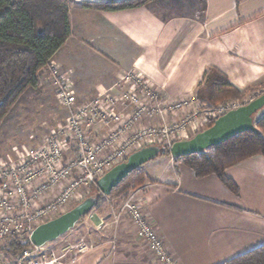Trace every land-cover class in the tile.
Returning <instances> with one entry per match:
<instances>
[{
  "label": "crops",
  "instance_id": "obj_1",
  "mask_svg": "<svg viewBox=\"0 0 264 264\" xmlns=\"http://www.w3.org/2000/svg\"><path fill=\"white\" fill-rule=\"evenodd\" d=\"M69 21L70 37L51 61L69 75L78 102L111 88L130 69L171 99L194 95L209 69L242 95L264 82V0H153L119 11L74 5ZM39 74L32 90L54 98L47 69ZM137 170L145 176L138 200L174 264H220L264 244L262 156L224 170L237 195L215 175L197 177L171 156ZM102 218L93 219L105 226H93L88 250L66 264H156L130 220L113 228L109 216Z\"/></svg>",
  "mask_w": 264,
  "mask_h": 264
},
{
  "label": "built area",
  "instance_id": "obj_2",
  "mask_svg": "<svg viewBox=\"0 0 264 264\" xmlns=\"http://www.w3.org/2000/svg\"><path fill=\"white\" fill-rule=\"evenodd\" d=\"M46 69L55 99L67 115L64 123L39 146H21L16 150V159L0 163V247L13 239L30 242V234L37 226L60 216L72 198L78 199L74 196L76 188L95 186L97 179L132 153L158 146L156 140H164L171 147L175 143H170L171 137L186 135L187 130L203 131L227 112L264 95L263 84L247 99L205 106L194 95L171 99L140 71L130 69L122 72L119 82L111 88L78 102L69 75L52 61ZM168 116L174 120L172 128L167 126ZM177 116L180 118L176 121ZM156 119L160 120L157 127H141L144 121ZM261 119L264 106L254 115V124ZM97 127L105 129L106 134L99 136L94 131ZM71 146L74 154L68 164L65 153ZM69 178L68 186L62 188ZM57 189L60 190L56 195ZM140 191L138 188L126 198L114 224L127 216L156 263L174 264L158 233L146 220L138 200ZM44 248L45 245L30 243L12 258H2L0 264H66L71 254L87 251L88 245L80 239L74 244L68 242L55 253L47 254Z\"/></svg>",
  "mask_w": 264,
  "mask_h": 264
},
{
  "label": "trees",
  "instance_id": "obj_3",
  "mask_svg": "<svg viewBox=\"0 0 264 264\" xmlns=\"http://www.w3.org/2000/svg\"><path fill=\"white\" fill-rule=\"evenodd\" d=\"M151 1L76 3L74 0H0V122L27 89L38 87L39 73L47 68L70 37L69 11L74 5L85 9L119 11L146 6ZM240 95L242 93L216 69L205 73L195 92L196 98L208 106ZM160 156H170L169 149L161 148ZM254 156L264 158V119L255 125L253 131L236 135L218 147L176 159L182 160L197 177L215 175L237 195L236 185L224 176V170ZM144 181V174L135 170L108 197L123 198L131 188L140 187ZM93 187L97 189V185ZM96 199L93 211L102 214L105 205L99 204V199ZM29 246V241L13 239L5 250L16 255ZM220 264H264V244Z\"/></svg>",
  "mask_w": 264,
  "mask_h": 264
},
{
  "label": "rangeland",
  "instance_id": "obj_4",
  "mask_svg": "<svg viewBox=\"0 0 264 264\" xmlns=\"http://www.w3.org/2000/svg\"><path fill=\"white\" fill-rule=\"evenodd\" d=\"M116 82H119V79H117ZM51 84H52V81H51ZM51 84H49V86ZM263 84L264 82L259 87H261ZM52 86L53 84L50 86L51 89H52ZM259 87H256L255 89H252L248 91L246 94L240 95L238 97L229 98L227 100L221 101L218 104L225 103L226 101L234 100V99H247L248 97L253 96L254 91L259 89ZM53 91H54V86H53ZM38 94H39L38 92L36 93L32 89L26 90L21 96L20 98L21 100H19V102L8 111L6 116L0 122V163L4 161H8V159H11V160L16 159V150L17 149L19 150L21 146H26L27 148H35L39 146L45 137L49 136L54 129H58L59 124L64 123L67 112L57 102L55 97L53 98L52 95L45 97V96H42V94L38 96ZM197 100L201 104L208 106L204 101H201L199 99ZM179 118L180 116H177L175 120L177 121ZM156 120L157 121L155 120L154 121H144L143 123H141V127L149 128V127H153L156 125H160L159 123L160 120L159 119H156ZM173 121L174 120L168 116L167 126L169 127L173 126ZM258 122L255 121L254 125H256ZM164 124L165 123L163 122V125ZM94 131L98 133L99 136H103L106 134V130L103 129L102 127H97ZM94 131H93V134H94ZM199 132H201V129L195 132H191L187 130L186 135L184 134V135H180L176 137H171L170 143L191 139L193 136H195ZM30 135H34V138L32 139ZM155 143L158 144V146L161 148L169 149L168 145L164 143V140L160 141L159 143L156 140ZM65 154H67L65 163H68V161L73 157V154H74L73 146H71L68 152ZM69 180L70 178L65 183H63L61 187L62 188L67 187ZM93 186L91 188H80V189L76 188L77 191L75 190L76 193L74 194V196H76L78 199L72 198L70 204L65 208L63 213L69 211L70 209L75 207L77 204H79L85 198L89 196H96L99 199L98 200L99 204L104 203L105 208H104L103 213L98 214L97 212L92 211L89 215L81 218L73 229H71L70 231H68L61 237H59L57 240L51 243H47L45 245L44 251L47 254L59 252L64 246L67 245L68 242H71L72 244H74L80 239H83L85 242L94 239L96 235L94 234L95 232H94L93 226H98V227L105 226L103 222L100 223L99 225L94 223L93 219H95L96 216H101L104 219L105 217L109 216L110 222L108 223V225L112 223L113 226L111 225V227L115 228L114 227L115 226L114 217L120 211L123 205V202L126 200V198L131 193H133L138 188H140V187L131 188L125 197L123 198L119 197V198L112 199L108 196L106 197L102 195L99 192V190L97 191V189H94ZM59 190L57 189L54 192V194H56ZM124 218H127L129 220L127 216L122 217L121 219H124ZM133 235L136 240H139L137 238L135 228H134ZM7 246H8V243L5 244L3 247H0V253L2 255V258H6V257L12 258L14 256L6 252L5 249ZM148 252L149 254H151L149 250ZM151 256L153 257L154 263H156V259L154 255L151 254Z\"/></svg>",
  "mask_w": 264,
  "mask_h": 264
},
{
  "label": "water",
  "instance_id": "obj_5",
  "mask_svg": "<svg viewBox=\"0 0 264 264\" xmlns=\"http://www.w3.org/2000/svg\"><path fill=\"white\" fill-rule=\"evenodd\" d=\"M1 106V103H0ZM264 106V95L245 106L229 111L219 117L207 129L197 133L191 139L175 142L169 147L172 158L199 154L205 150L218 147L231 138L255 129L254 115ZM159 146H147L132 153L125 162L114 166L96 181L97 189L104 196L121 183L131 172L137 170L150 160L160 156ZM97 204L95 196H89L69 211L40 224L30 234V243L42 247L75 227L79 220L93 211Z\"/></svg>",
  "mask_w": 264,
  "mask_h": 264
}]
</instances>
